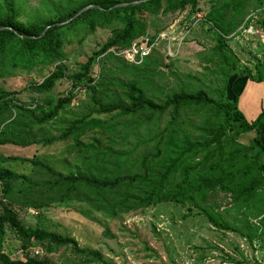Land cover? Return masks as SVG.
Returning a JSON list of instances; mask_svg holds the SVG:
<instances>
[{
    "label": "trees",
    "instance_id": "1",
    "mask_svg": "<svg viewBox=\"0 0 264 264\" xmlns=\"http://www.w3.org/2000/svg\"><path fill=\"white\" fill-rule=\"evenodd\" d=\"M20 1L0 0V80L17 70L55 65L41 82L26 87L28 103L0 84V145L47 146L69 140L79 164L75 172H61L38 158L0 153V264H52L31 255L38 251L35 245L45 253L70 247L82 264H113L73 237L25 225L13 209L40 211L67 201L112 216L173 203L186 214L203 215L216 229L264 246V108L248 120L239 109V96L233 93L231 99L227 93L232 75L255 81L263 77L257 68L256 75L236 69L232 52L222 50L226 39L248 24L250 12L264 9L263 0H210L202 22L217 44L207 62L223 73L222 85L182 82L165 91L153 80L165 74L155 69L154 57L134 64L115 52L148 34L151 18L188 6L194 10L200 0H43L25 21L19 19ZM87 5L91 7L78 13ZM260 23L264 27V20ZM96 29L110 35L71 70L65 47L81 43ZM62 79L71 88L52 97L50 91ZM82 89L89 95L86 111L67 120L57 134H48L44 125ZM248 132H254L250 142L239 141ZM6 160L29 162L30 173L4 166ZM220 194L229 198L226 211L233 213L232 220L219 210ZM7 233L19 241L20 259L3 250Z\"/></svg>",
    "mask_w": 264,
    "mask_h": 264
},
{
    "label": "rangeland",
    "instance_id": "2",
    "mask_svg": "<svg viewBox=\"0 0 264 264\" xmlns=\"http://www.w3.org/2000/svg\"><path fill=\"white\" fill-rule=\"evenodd\" d=\"M41 1L21 0L23 7L19 19L25 21L29 10L37 8ZM209 6L210 0H200L194 10L188 6L183 11L157 15L149 20V35L161 29L162 37L148 55L157 60L155 69L165 73L153 79L162 91L178 89L182 82L204 84L211 88L222 85L223 73L213 63L207 62L217 44L207 23L202 22V16ZM249 16L248 24H242L233 37L226 39L222 50L232 52L230 57L237 64L236 69L245 68L253 72L254 64L264 60V27L260 23L264 20V9L252 11ZM109 35L107 29H96L81 43L67 45L65 62L71 70L76 68V63L84 62L96 51ZM54 65L45 68L36 66L30 71L17 70L1 79L0 84L7 90L17 91V98L28 103L31 92L26 87L41 82L54 69ZM97 68L96 65L93 76L97 74ZM223 71L227 70L224 68ZM258 73L264 77L263 63L259 64ZM70 88V82L62 79L49 94L59 97ZM88 105L87 92L83 89L76 92L56 119L44 125V130L48 134H57L67 120L81 115ZM192 120L197 121L195 118ZM253 136L254 132L244 133L239 141L248 144ZM69 144V140H64L47 146L0 145V153L5 157L38 158L58 171L75 172L79 161L75 152L69 151ZM2 164L18 173L29 174L31 170L29 162L20 160H6ZM217 201L220 212L226 219L232 220L233 213L226 211L229 198L220 194ZM13 209L25 225L43 227L73 237L81 247L100 251L113 264H264V246L259 241L250 245L236 233L216 229L203 215L186 214L183 207L173 203L159 204L122 216H112L76 201L53 204L40 211L20 209L18 206ZM107 229L110 236L106 235ZM4 238L3 250L12 258L20 259L19 241L9 233ZM33 247L39 252H32L31 255L52 264H82L70 247L62 246L51 253H45L39 245Z\"/></svg>",
    "mask_w": 264,
    "mask_h": 264
},
{
    "label": "crops",
    "instance_id": "3",
    "mask_svg": "<svg viewBox=\"0 0 264 264\" xmlns=\"http://www.w3.org/2000/svg\"><path fill=\"white\" fill-rule=\"evenodd\" d=\"M259 62L264 65V60ZM256 68L258 70L256 64H254L253 72L250 71L252 75H256ZM227 93L231 99H233V93L237 94L239 96V109L248 120L253 119L264 108V77L261 81H255L232 75L228 79ZM229 93L231 96H229ZM260 134L264 136V129Z\"/></svg>",
    "mask_w": 264,
    "mask_h": 264
},
{
    "label": "built area",
    "instance_id": "4",
    "mask_svg": "<svg viewBox=\"0 0 264 264\" xmlns=\"http://www.w3.org/2000/svg\"><path fill=\"white\" fill-rule=\"evenodd\" d=\"M250 30L252 31V26H250ZM161 37V33H158L154 39L151 40L150 35L145 34L134 40L128 48L115 52V54L122 56L129 63L139 64L143 58L150 53L151 48L155 46ZM35 253H38V251H35Z\"/></svg>",
    "mask_w": 264,
    "mask_h": 264
},
{
    "label": "water",
    "instance_id": "5",
    "mask_svg": "<svg viewBox=\"0 0 264 264\" xmlns=\"http://www.w3.org/2000/svg\"><path fill=\"white\" fill-rule=\"evenodd\" d=\"M133 2H139V1H133ZM124 4H126V3H120L118 5H124ZM89 7H91V5L84 6L78 13L82 12L83 10H85V9H87Z\"/></svg>",
    "mask_w": 264,
    "mask_h": 264
}]
</instances>
